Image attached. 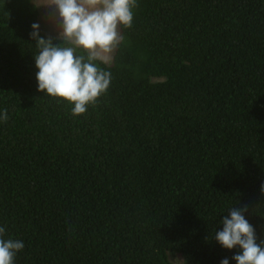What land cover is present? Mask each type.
Here are the masks:
<instances>
[{"label":"trees","instance_id":"16d2710c","mask_svg":"<svg viewBox=\"0 0 264 264\" xmlns=\"http://www.w3.org/2000/svg\"><path fill=\"white\" fill-rule=\"evenodd\" d=\"M133 12L99 65L108 90L74 116L38 90L35 0H0V227L24 242L15 264H236L214 235L245 205L264 240V0Z\"/></svg>","mask_w":264,"mask_h":264},{"label":"clouds","instance_id":"9594fccd","mask_svg":"<svg viewBox=\"0 0 264 264\" xmlns=\"http://www.w3.org/2000/svg\"><path fill=\"white\" fill-rule=\"evenodd\" d=\"M49 5L58 14V34L42 37L40 25H31L30 37L38 49L34 55L38 90L71 103L74 116L84 114L110 86L111 73L99 65L110 62V54L122 41L119 26H132L137 0H51ZM7 119L5 109L0 120ZM247 210L246 205L232 207L214 238L223 248L239 247L232 256L236 264H264V240L257 243L255 228L244 215ZM5 234L6 228L0 227V264H15L25 245ZM220 264H229V259Z\"/></svg>","mask_w":264,"mask_h":264},{"label":"rangeland","instance_id":"374dc122","mask_svg":"<svg viewBox=\"0 0 264 264\" xmlns=\"http://www.w3.org/2000/svg\"><path fill=\"white\" fill-rule=\"evenodd\" d=\"M51 0H35V3L39 10L38 24L40 25L39 31L43 33L58 34V20L57 13L54 5H49ZM111 58L113 52L110 54ZM111 60V59H110Z\"/></svg>","mask_w":264,"mask_h":264}]
</instances>
